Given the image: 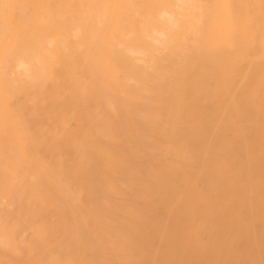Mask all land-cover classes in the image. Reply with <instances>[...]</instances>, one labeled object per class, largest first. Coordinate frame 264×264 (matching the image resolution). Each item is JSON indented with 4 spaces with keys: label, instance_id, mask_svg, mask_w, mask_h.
Wrapping results in <instances>:
<instances>
[{
    "label": "bare ground",
    "instance_id": "obj_1",
    "mask_svg": "<svg viewBox=\"0 0 264 264\" xmlns=\"http://www.w3.org/2000/svg\"><path fill=\"white\" fill-rule=\"evenodd\" d=\"M0 264H264V0H0Z\"/></svg>",
    "mask_w": 264,
    "mask_h": 264
}]
</instances>
